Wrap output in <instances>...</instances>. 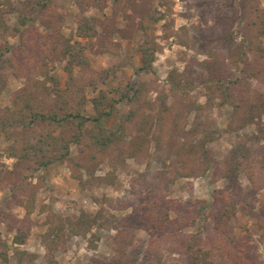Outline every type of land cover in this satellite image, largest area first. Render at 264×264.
Segmentation results:
<instances>
[{
  "label": "rangeland",
  "instance_id": "obj_1",
  "mask_svg": "<svg viewBox=\"0 0 264 264\" xmlns=\"http://www.w3.org/2000/svg\"><path fill=\"white\" fill-rule=\"evenodd\" d=\"M24 1L0 0L14 6ZM102 4L100 10L87 7L82 0H59L66 37L77 39L79 15L96 18L98 23L109 26L100 30L104 41H94L86 52L93 70L107 75V79L106 83L99 82L95 87L86 88L88 102L84 115H95L92 100L101 92L109 100H118L115 90L129 82L153 85L147 101L156 108L152 111L154 114L162 108L161 103H157L160 94L164 97L167 94L169 106L178 104L180 95L175 97L169 90L175 81L184 83L188 80L191 84L186 107L189 109L185 107L178 128L187 134L182 142L197 146L195 154L188 159L183 151V156L178 157L169 141L163 139L162 145L157 146L153 141L147 152L136 151L134 155L132 132L127 141L114 145L96 159L90 156L81 159L77 146L73 145L72 162H56L36 173L26 172L28 183L33 184L37 192L36 208L30 217L31 236L26 245L15 247L12 244L14 233L4 224L0 225V241L10 248L7 264L108 263L118 256V232L125 221L134 219L137 209L156 204L160 198L172 202L168 211L171 219L184 214L188 202L205 206L204 218L197 228L206 222L211 230V212L218 207L217 191L227 186L224 172L234 156H245L247 171L239 174L237 191L241 194L242 204L228 226L243 246L250 247L251 258L256 264H264V186L260 183L255 189L249 181V164L260 174L264 160V135L261 133L264 130V60L255 62V57H250L252 66L249 67L256 76L247 79L250 92L241 91L235 96L238 102L246 97L245 102H241L243 110L238 112L233 110L235 100L225 103L219 91L209 104L211 89L205 83L206 74L201 66L208 60L209 50L225 55L217 42L223 32H232L238 43L244 40L252 21L251 10L257 4L264 8V0H121L119 3L104 0ZM7 10L4 6L0 13V24H7L5 29L0 26V45L3 46L5 42L16 44L10 33L17 25V17L9 15ZM38 29L45 33L39 25ZM208 39L213 41L210 47ZM146 42L156 49L153 75L141 71L140 46ZM261 42L264 45V38ZM65 65L58 61L49 65L50 75L59 79L62 88L68 81ZM227 66L234 70L231 62L227 61ZM241 70L242 66L236 73L240 74ZM107 71H110L109 75ZM2 75L7 84L3 86L0 81V109L12 108L13 97L25 86V80L14 77L8 69ZM76 75L85 78L78 70ZM38 78L44 80L40 75ZM249 99L251 103L263 102L252 122L249 120ZM118 108L122 114L130 107L123 102ZM175 118L173 111L163 125L164 138L171 134L170 126ZM116 123L115 120L110 125ZM90 130L92 126L88 125L87 132ZM205 139L209 141L206 147L209 167L202 158L204 149L198 144ZM9 146L10 142L0 137V214L6 211L23 220L26 211L7 200L15 186L8 174L15 164L7 157ZM78 162L82 166H78ZM82 213L102 216L106 227H94L87 234L75 235L71 224ZM62 225L66 230L64 236L59 231L60 238L55 239L56 242H52V237L45 238L51 230ZM197 228L185 230L184 236L196 234ZM134 235L135 243L128 249V254L137 256L134 264H149L146 259L151 246L149 235L142 229H135ZM172 240L164 239L154 246L157 248L155 260L159 264H187L186 256L179 253ZM217 262L249 264L228 256L219 257ZM0 264L5 263L0 260Z\"/></svg>",
  "mask_w": 264,
  "mask_h": 264
},
{
  "label": "trees",
  "instance_id": "obj_2",
  "mask_svg": "<svg viewBox=\"0 0 264 264\" xmlns=\"http://www.w3.org/2000/svg\"><path fill=\"white\" fill-rule=\"evenodd\" d=\"M103 1L82 0L87 7L93 6L100 10L103 9L101 7ZM120 1L115 0L116 3ZM4 6L8 7L9 15L15 14L17 17V25L10 33L16 44L10 45L5 42L4 46L0 45V81L3 86L7 84L2 75L7 69L12 71L14 77L25 80V86L13 97V107L0 109V137L3 136L10 142L7 157L15 163L13 170L8 173L15 186L7 196V200L26 211L23 220L6 211L0 214V225L4 224L14 233L12 244L15 247L24 246L29 240L30 217L36 208V188L28 183L25 173H36L56 162H72L73 145L77 146L81 159L86 160L89 156L91 159H96L97 155L105 154L114 145L127 141L133 132L131 147L134 155L136 151L147 152L153 141L157 146L162 145L165 139L169 141L178 157L183 156V151L188 159L195 154L194 148L197 146L182 142L187 134L178 128L187 106L188 89L191 84L188 80L184 83L175 81L169 90V93L175 97L180 95L178 104L169 106L167 94L165 97L160 94L157 103H161L162 108L154 114L152 111L156 108L147 101L153 85L129 82L115 90L119 95L118 100H109L108 96L101 92L92 100L95 115L86 116L84 115V107L88 102L86 88L95 87L99 82L106 83L107 79V75L93 70L86 52L94 41L95 43L104 41L100 30H106L109 26L105 27L104 24L98 23L96 18L79 15L75 32L77 39L73 40L63 34L65 18L59 7V0H26L19 6L0 2V13ZM251 13L249 33L244 40L238 43L232 32L228 30L223 32L217 42L225 54L224 57L209 50L208 60L201 65L206 74L205 83L211 89V94L208 96L209 104L213 103L216 91L220 92V97L225 103L230 102L231 99L235 100V96L241 91L245 94L251 91L247 79L256 75L249 67L252 66L250 57H255V62L264 60V45L261 42L264 38V8L257 4ZM38 25L45 30V33L39 31ZM0 26L3 29L7 28L4 22H1ZM207 42L209 47L213 43L211 39ZM140 52L141 71L153 75L156 49L146 42L140 46ZM57 61L66 63L64 71L68 81L65 88L61 87L58 78L50 75L49 65ZM227 61L232 63L234 70L228 68ZM240 66H242L241 73L237 74L236 69ZM77 70L84 74L85 78L78 77ZM39 75L44 80L39 79ZM48 83L51 86H48ZM245 98L243 97V102ZM123 102H127L130 108L121 114L118 106ZM241 102L235 100L232 104L235 112L242 109ZM262 104L263 102L259 101L251 103L249 99L251 122L257 112L261 111ZM173 111L176 118L170 126L171 134L164 138L163 125L168 122ZM115 120L116 125H110ZM88 125L92 126V131L87 132ZM261 133L264 135L263 129ZM211 140L212 138L209 139ZM209 141L205 139L198 143L204 149L202 158L206 161L207 167L209 164L206 147ZM77 164L82 166L80 162ZM250 167L251 164H249V181L254 184V188L258 189L260 183L264 186V160L262 174ZM246 169L245 156H234L227 163L224 172L227 186L224 190L217 191L218 207L215 212H211L212 231L208 230L206 222H202V226L197 228L198 223L204 218L205 206L188 202V209L184 214L171 219L168 211L172 202H165L160 198L156 204L137 209L135 218L125 221L123 228L118 232V256L104 264L136 262L137 256L128 254V249L135 243V229H142L149 235L151 246L146 258L149 264H159L154 258L157 249L154 246L164 239H173L179 253L186 256L187 264H218L217 259L221 256L256 264L255 259L251 258L250 247L243 246L241 239L228 226L236 215L237 207L242 204L241 194L237 189L239 174L241 171H247ZM103 219L100 215L82 213L79 219L71 224L73 233L87 234L94 227L104 228L106 220ZM189 228H197V233L185 237V230ZM59 231L64 236L65 226L51 230L45 238L52 237V242H56L55 239L60 238ZM9 249L5 242L0 241V260L5 264L9 261Z\"/></svg>",
  "mask_w": 264,
  "mask_h": 264
}]
</instances>
